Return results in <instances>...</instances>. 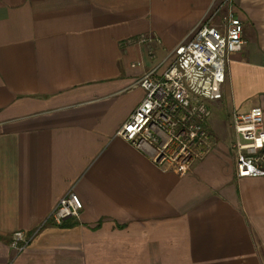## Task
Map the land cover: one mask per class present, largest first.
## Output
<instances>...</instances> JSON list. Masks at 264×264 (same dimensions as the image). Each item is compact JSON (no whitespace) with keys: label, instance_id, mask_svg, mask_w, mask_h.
Returning <instances> with one entry per match:
<instances>
[{"label":"crops","instance_id":"0c3cea01","mask_svg":"<svg viewBox=\"0 0 264 264\" xmlns=\"http://www.w3.org/2000/svg\"><path fill=\"white\" fill-rule=\"evenodd\" d=\"M224 1L0 0V264H264V177L236 176L230 119L257 105L264 123V0ZM219 5L211 23L237 16L244 44L180 175L117 132L138 77ZM69 192L82 208L56 224Z\"/></svg>","mask_w":264,"mask_h":264},{"label":"built area","instance_id":"2783aa9c","mask_svg":"<svg viewBox=\"0 0 264 264\" xmlns=\"http://www.w3.org/2000/svg\"><path fill=\"white\" fill-rule=\"evenodd\" d=\"M220 6L212 7L208 18L174 47V57L160 75L155 74L154 66L138 77L135 85L143 88L145 95L117 132L135 148L148 151L158 167L180 175L210 151L207 102L221 98L228 58L244 44L243 24L237 16L229 13L220 27L211 23ZM230 119L236 135L232 144L236 176L264 177L261 107L233 111ZM81 208L80 198L69 192L58 200L48 218L61 224L78 216ZM28 241L22 231H15L11 246L21 252Z\"/></svg>","mask_w":264,"mask_h":264}]
</instances>
